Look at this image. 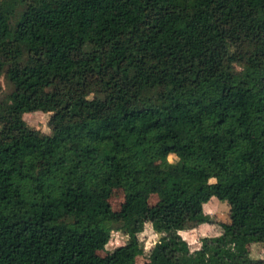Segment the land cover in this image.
<instances>
[{
    "label": "trees",
    "instance_id": "16d2710c",
    "mask_svg": "<svg viewBox=\"0 0 264 264\" xmlns=\"http://www.w3.org/2000/svg\"><path fill=\"white\" fill-rule=\"evenodd\" d=\"M0 74V264H137L145 223L142 264H264V0H0ZM205 188L229 221L189 249Z\"/></svg>",
    "mask_w": 264,
    "mask_h": 264
},
{
    "label": "rangeland",
    "instance_id": "374dc122",
    "mask_svg": "<svg viewBox=\"0 0 264 264\" xmlns=\"http://www.w3.org/2000/svg\"><path fill=\"white\" fill-rule=\"evenodd\" d=\"M9 89V85L0 74V93ZM49 112L41 110H31L22 113L24 121L34 128L39 129L42 132H48L49 127L47 125V118ZM176 159V156L169 153L160 157L155 161L156 165H161L165 162H172ZM6 177L0 176V182L2 183ZM212 181V180H210ZM202 201V208L200 212H196L189 207L182 210V228L179 233L183 239L186 240L189 249H194L199 245V237L203 235H215L220 232V221L228 222V206L226 202L216 199L209 193L207 188L200 192ZM122 200V193L120 189H113L108 202L110 207L117 209L120 201ZM155 196L149 197V202H153ZM157 234L151 229L149 223H145L142 230L138 234V239L142 244L143 252L135 257L137 264H142L145 260L147 250L155 241ZM126 239V235L119 230L112 229L109 233V238L103 247L99 250H95L97 255H103L105 252L111 250L113 247L122 244ZM249 254L254 258L264 259V241L262 242H250L248 245Z\"/></svg>",
    "mask_w": 264,
    "mask_h": 264
},
{
    "label": "water",
    "instance_id": "95a60500",
    "mask_svg": "<svg viewBox=\"0 0 264 264\" xmlns=\"http://www.w3.org/2000/svg\"><path fill=\"white\" fill-rule=\"evenodd\" d=\"M156 234H157V233H156ZM158 235H159V234H157L156 239H157ZM156 239H155V240H156Z\"/></svg>",
    "mask_w": 264,
    "mask_h": 264
},
{
    "label": "crops",
    "instance_id": "0c3cea01",
    "mask_svg": "<svg viewBox=\"0 0 264 264\" xmlns=\"http://www.w3.org/2000/svg\"><path fill=\"white\" fill-rule=\"evenodd\" d=\"M179 232V231H178ZM180 234V233H179ZM198 247V246H197Z\"/></svg>",
    "mask_w": 264,
    "mask_h": 264
}]
</instances>
